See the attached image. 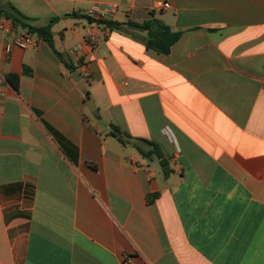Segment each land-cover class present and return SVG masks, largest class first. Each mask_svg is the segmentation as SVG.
<instances>
[{"label":"crops","instance_id":"crops-1","mask_svg":"<svg viewBox=\"0 0 264 264\" xmlns=\"http://www.w3.org/2000/svg\"><path fill=\"white\" fill-rule=\"evenodd\" d=\"M11 5L58 20L7 53L27 28L0 17V264H264V0ZM146 20L181 32L168 53Z\"/></svg>","mask_w":264,"mask_h":264},{"label":"trees","instance_id":"trees-1","mask_svg":"<svg viewBox=\"0 0 264 264\" xmlns=\"http://www.w3.org/2000/svg\"><path fill=\"white\" fill-rule=\"evenodd\" d=\"M5 16L8 17L12 24L14 26H21L24 28H27L28 31L40 35L44 40H46L49 44H52V35H51V26L55 21L58 20V17H52L45 25L42 26H36L32 25L30 23L31 18L25 16L22 14L19 10H17L14 6H9V8H4L0 6V17ZM87 18L90 21H95L99 24H103L106 27H113V28H119L122 27L123 24L111 20H106L102 18H96L91 19V17L87 16ZM128 25L131 27L140 29V30H146L147 35L144 39V44L147 49H152L156 51L157 53H168L170 50V47L175 43L178 38L180 37L181 32L180 31H174L169 26L165 24H159L157 28L151 27V20L143 21L142 23H136V22H128ZM9 80L13 81L14 85L17 84L18 75L17 74H8L7 75ZM86 98H89V92L86 91ZM47 130L59 141L60 145L63 147L64 150H67L65 147V144L63 141L65 139L60 135L56 130H54L49 125H46ZM110 133L116 137L121 143H125V140L120 135V131L116 126H112V129ZM136 140L139 141H146L141 138H136ZM149 143L150 142H147ZM154 145V144H152ZM138 151L144 156V157H150L152 155H159L158 146L154 145V147H151L150 150L145 151L142 148L137 146ZM165 163V162H164ZM156 194H149L147 196V200L151 201L153 196Z\"/></svg>","mask_w":264,"mask_h":264},{"label":"built area","instance_id":"built-area-1","mask_svg":"<svg viewBox=\"0 0 264 264\" xmlns=\"http://www.w3.org/2000/svg\"><path fill=\"white\" fill-rule=\"evenodd\" d=\"M110 10H111V7L101 6L99 4H95L89 9L88 14L91 17L93 16L96 18H102L103 19L106 15L109 14ZM35 43H36L35 34L25 29L19 35L15 36L10 41H7L4 44V50H5V52L8 53L11 51V49L13 47H17L20 49H26V48L34 46ZM88 77H89L88 72H85L84 79H86Z\"/></svg>","mask_w":264,"mask_h":264},{"label":"water","instance_id":"water-1","mask_svg":"<svg viewBox=\"0 0 264 264\" xmlns=\"http://www.w3.org/2000/svg\"><path fill=\"white\" fill-rule=\"evenodd\" d=\"M71 78L77 83L78 88L81 91L85 90V82L81 78V75L78 73V71H74L71 74ZM85 105L94 118H100L99 112L95 107V103L91 98H87V100L85 101Z\"/></svg>","mask_w":264,"mask_h":264},{"label":"rangeland","instance_id":"rangeland-1","mask_svg":"<svg viewBox=\"0 0 264 264\" xmlns=\"http://www.w3.org/2000/svg\"><path fill=\"white\" fill-rule=\"evenodd\" d=\"M155 162H156V163H155ZM151 168H152V169H156V168H158V169L160 170V172H161L160 166H159V164L157 163L156 160H154V164H151Z\"/></svg>","mask_w":264,"mask_h":264}]
</instances>
